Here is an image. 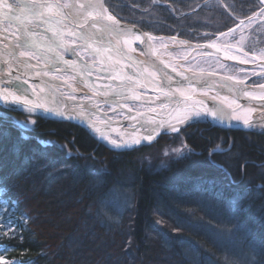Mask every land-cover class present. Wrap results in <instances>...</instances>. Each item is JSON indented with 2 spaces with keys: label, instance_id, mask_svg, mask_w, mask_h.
Listing matches in <instances>:
<instances>
[{
  "label": "trees",
  "instance_id": "1",
  "mask_svg": "<svg viewBox=\"0 0 264 264\" xmlns=\"http://www.w3.org/2000/svg\"><path fill=\"white\" fill-rule=\"evenodd\" d=\"M115 1L105 3L118 15ZM161 1L175 27L162 33L180 37L194 28L184 25L190 19L212 16L218 33L261 8L259 0ZM28 116L0 104V188L23 220L0 244L18 264H264V135L194 123L114 150L64 121L34 116L21 128ZM180 137L193 155L164 158L163 146ZM219 145L228 150L213 153Z\"/></svg>",
  "mask_w": 264,
  "mask_h": 264
},
{
  "label": "snow or ice",
  "instance_id": "2",
  "mask_svg": "<svg viewBox=\"0 0 264 264\" xmlns=\"http://www.w3.org/2000/svg\"><path fill=\"white\" fill-rule=\"evenodd\" d=\"M260 3L264 5V0H260ZM102 5L99 7L94 5L91 2L88 3H79V4H64L60 5L58 3L50 2V0H31V4L29 7L21 8V12L25 15L23 17L16 15V9L8 4L6 0H0V9H4L2 14L3 17L7 18L9 23L16 22V40L15 46L17 48L22 49L20 52L21 56H27L31 58L33 55L37 58L38 61L44 62L46 65L50 61V57L47 53L55 51L57 48L61 49L65 53L76 54L78 51L77 47H71L63 43L64 38L66 37V33L64 29L61 27V24H67L71 27V37L73 40H81L87 41L90 39V34L88 29H94L99 34L105 33H114L117 36V39L120 38L121 35L124 34V30L120 29L117 31L113 25H118V22L114 19L113 16L107 14V9L100 10ZM65 9H68L65 12ZM262 14H264V9L261 10ZM111 21V24L105 22V20ZM32 25L36 28H42L45 32L51 33V42L41 43L39 40L33 38L38 35L31 30L29 27H25V25ZM47 25V27H44ZM83 30V31H81ZM136 39H141L140 34H136ZM151 39V37H150ZM129 41L125 40L127 44ZM213 46V45H209ZM111 49V53L119 56L126 62H134L132 57L128 56L122 49L112 48L111 45H108ZM247 54H245L246 56ZM235 59V57H232ZM20 63L24 64L26 68H32L33 65L30 63V59L26 61H21ZM63 63L71 67L73 70L76 67V61L65 59L63 56H59L56 58L55 64ZM153 71L159 73L160 69L155 68L153 66ZM37 76L40 75H49L48 71H37L35 73ZM167 77L168 88L165 91L163 83L160 85H156L153 80H149L147 76H145L142 72H137L135 76L132 75H124L119 73L116 69H113L109 73V79H116L117 77H122L120 82V90L112 86H107V89L103 92V95L107 96L109 93H115L116 96H121L124 94V90L131 93L132 99H137V95L135 92L136 86L141 84L143 81L144 85L148 88L159 87L163 92L165 98L175 99V92H179L181 97L185 100V106L183 108H177L175 113H168L171 116V119L168 121L164 120H156L153 119L149 121L152 125V132L149 133L148 129L145 128V135L132 139L131 144L128 140L121 138L122 142L118 143L115 140H110L112 147L115 149H126L132 147L134 144L141 143L142 140H148L149 142L153 139V134H159L157 132V127H163L165 123L171 129L172 132H179L180 129L177 128L173 123L174 120L176 123L185 124L190 122H196L201 117H210L213 120L223 121L228 119L229 114L225 113L223 110L216 107H208L204 105L201 101H194L191 105L187 104V101L191 99L190 96L184 95V89L188 87H194L195 84H201L202 87L198 89L199 91L207 90V80L206 78L201 76H193L188 77L183 75L180 72H177V75L181 77L182 80L187 81V84H180L178 81L173 84L174 78L167 73L164 74ZM208 75H212L211 72ZM19 81L15 88H10L7 85L13 84L12 78H6L3 80V84L5 85L3 88H0V103H3L5 106L13 105V106H22L24 112L28 114H34L37 110H43L44 112L54 111L49 107H45L42 103L40 97V93L43 92V87L38 86L36 84L29 83L27 79L20 80L19 77L15 78ZM231 79V77H229ZM219 87H225L223 83L217 82ZM242 81L237 80V85L241 84ZM27 84L28 89L32 91V97L28 96L27 89H24L20 85ZM261 88H264V84L260 85ZM234 95H242L244 97H248L250 99H256L257 95L246 90V88L236 87L231 89ZM169 92H172L173 95L169 97ZM124 99H128V95L123 96ZM159 99V97H157ZM214 101L218 99V97H212ZM221 103H226L227 100L224 97H219ZM260 100H264V93L259 95ZM230 106V105H229ZM159 107L163 109L165 107L164 103L161 102ZM261 107H264L262 105ZM155 112V109H153ZM235 112V109H233ZM55 114L58 116H62L64 119L73 120L75 119V115H66L63 111L57 109L55 110ZM157 115H162V113H157ZM130 119L135 120L136 117H129ZM236 119H240L239 117H235ZM35 120H29L28 123L34 124ZM244 127H254L255 125L248 118L243 119ZM27 125L23 122H20V127L25 128ZM91 126V125H90ZM143 127V124L141 125ZM105 140H108V137H103ZM184 148H187V145H184ZM178 156H182L184 159H188L191 155H193L192 151L189 150L187 152H182L181 149L174 150ZM168 155V153H165ZM233 210L239 207L238 201L233 200L231 202ZM18 226V222L11 220L10 218L5 220H0V227L2 230L7 232H11V235L15 236V228ZM0 264H5L3 259H0Z\"/></svg>",
  "mask_w": 264,
  "mask_h": 264
},
{
  "label": "water",
  "instance_id": "3",
  "mask_svg": "<svg viewBox=\"0 0 264 264\" xmlns=\"http://www.w3.org/2000/svg\"><path fill=\"white\" fill-rule=\"evenodd\" d=\"M6 2L8 4L12 5L14 8H17V9L24 8L23 4H28V6H30V4H31V0H6ZM50 2H54V3H58L60 5H64L60 0H50ZM70 4H72V3H70ZM93 4L98 6V7L100 5H102V7L100 8L101 11H103V9L106 8L104 5V0H95ZM16 5H18L19 7ZM67 11H68V9H65V12H67ZM107 14L113 16L114 19L118 22V25H113V27L116 28L117 31H119L120 29H123L124 34L121 35L119 39H117V36L114 33H105V34L99 35V33H97L96 30L89 28L88 32L90 34V39L87 41L92 42V43H97V44L101 45L104 49H107L109 51H111V49L108 47V45H111L112 48H116L113 46L112 41H116L121 46L122 44L125 43V40H128L129 42L127 44L132 45L136 51H138L136 49V46H138L140 48V51H138L140 53V57L138 56L139 58H137L138 60L136 61L132 57V60L134 62H127V63H130L132 65V67L135 69L136 73L142 72L145 76L148 77L149 80H153L156 85H160L161 83H163L165 91L168 88V81H167V77L164 75L165 73H167L168 75H170L174 78L173 84H175L177 81L180 84H187L188 83L187 81L182 80L181 77L177 75V72H180L183 75L188 76V77L203 75L207 80V91H212L216 94L228 95V96L232 97L233 99H235L236 101H239L243 105H249V106L257 108L258 110H260V113L264 116V107H261L262 105H264V100H260L259 97H257L256 99H250V98L244 97L242 95H234L233 91L231 90L233 88L240 87V88H246V90H248L254 94L258 93L261 89L260 85H252L249 82L252 78L257 77V76L264 74V73L260 72V73L253 75L252 77H250L246 80H240L234 76H228V75H224V74L212 72V71H179L176 68H174L173 66H170L164 60H162L156 54V49L154 48V42L157 39H162V38L171 37V36L152 34L148 31L143 30L141 27H139L136 24L120 20L119 18L112 15L108 11V9H107ZM4 19H5V21H8L7 18L4 17ZM246 20H249V19H246ZM105 22L108 24L112 23L111 21H107V19L105 20ZM12 24L16 25V22H12ZM61 25H65V26L69 27L67 24H61ZM69 28H71V27H69ZM81 31H83V30H81ZM136 34H140L141 39L137 40ZM150 37H151V39H150ZM171 38H174L178 41H186L189 44V46L195 47L196 49H199V50L207 51L211 55H213V56H215V57H217V58H219L225 62L235 63V64H237L239 66H243V67H257V65H258V63H247V62H242V61H237V60H234V61L228 60L226 58L225 53H223L222 50L213 49L212 47L209 46L210 43L198 44V43H194L191 41L181 39L179 37H171ZM120 49H122L127 54V52L123 48L120 47ZM47 54H49L51 57L56 55L55 51L47 53ZM128 56H130V55H128ZM0 58L3 60V64L6 68L5 69L6 71H4V70L0 71V88H3L5 86L3 84L4 79L12 78L13 81L19 82L18 80L15 79L16 77H19L20 80L27 79L29 81V83H32V84L46 85L47 87H49L50 89H52L54 91L57 99L59 100L58 106L47 105V104L43 103L45 107H49V108L53 109L54 111L44 112L43 110H37V112L34 114H28V113L24 112L22 106H13V105L5 106L3 103H0L1 105L5 106V107H10L16 111L22 112V113L27 114V115H34L36 117H42V118L56 120V121H64V122H68V123L77 125V126L83 128L84 130H86L96 140H98L99 142H101L103 144H105V143L100 141L99 139H97L95 134L106 135L112 140L121 139L122 137L123 138L127 137V138H132V139L139 138V137H141L147 133H145L144 128H142L141 126L136 124L137 122H139V123H143V122L150 123L149 121H151L153 119L168 121L171 119V116L168 115V113L174 114L175 110L178 107L183 108L185 106V100L183 97H181L179 92H175V99L165 98L163 92L161 91V89L159 87L148 88L144 85V83L142 81L141 84L136 86V89L143 91V92H147V93L152 94L156 97H159V100H161V101L168 102L169 108L167 109L166 112L162 113V115H157V113L153 112V111L141 110L137 113L131 114L129 116H126L124 118H120V119H117L114 121H111V120H109V121L95 120V119L90 118L86 115L77 114V113L73 112L72 109L70 108L69 104L65 100L63 92L61 90H59L58 88H56L55 85H53L50 81L45 79L44 76H42V75L37 76L35 73H32L31 70L26 69L24 64L20 63L22 61V59L19 56H17L15 53H13L12 50L0 45ZM65 59H67V58H65ZM120 59H122V58H120ZM70 60H74L73 57ZM262 63L264 64V61ZM153 66H155V68L160 69V72L157 73V72L153 71ZM62 67L64 69H68L69 72H72L76 75H79L80 72L82 70H84L85 68L89 69L91 72H100V73L103 72L102 69L99 67H87V66L82 67V65H80L78 63H76V67L74 70L71 67L64 65L63 63H62ZM44 68H46V67H44ZM144 68L153 71L155 77L154 78L149 77L145 73ZM48 69H49V67H48ZM48 69H46V70H48ZM117 71L121 74H124V75H130V74L125 73V72L122 73L120 71V69H118ZM209 72H211L212 75H208ZM229 77H231V79H229ZM237 80L242 81V83L237 85ZM217 82L223 83L225 85V87H219ZM16 85L17 84H10L7 86L10 88H15ZM20 86L21 87H27L28 85L22 84ZM201 87H202L201 84H195V86L193 88L200 89ZM172 95H173V93L169 92V97H171ZM184 95L191 97V99L187 101L188 105H191L194 101H201L204 105H206L208 107H216V108L223 110L225 113L229 114L228 109L226 107H224L222 104H220L218 101H214L212 99V97L197 96V95H193V94H184ZM57 109L63 111L66 115H75V119L67 120V119H64L62 116L56 115L55 110H57ZM133 116L136 117L135 120L129 118V117H133ZM250 121H252V123L255 126L246 128V127H244L243 122L232 121V119H230V116L228 117V119H225L223 121L213 120L212 118L205 116V117L199 118L196 122L185 123V124L179 126L178 128L180 130H182L183 128H185L186 126H188L190 124L206 123V124H209L211 126H214V127L220 128V129H224V130H241V131H245V132H251V133H257V134L264 135V117H260V118L257 117L255 119L250 120ZM148 132L151 133L152 131L148 130ZM157 132L159 133L158 135L155 133H152L153 139L150 142L148 140H142L141 143L134 144L130 148L115 149V148L110 147V145H107V144H105V145L111 149H114V150H131V149H136V148H140L143 146L151 145L154 142H156L159 139V137L162 136L163 134L178 133V132H170V130H168L167 123H165L163 127L158 126ZM227 150H228V148L223 149L219 145L213 149V153H222V152L227 151Z\"/></svg>",
  "mask_w": 264,
  "mask_h": 264
},
{
  "label": "rangeland",
  "instance_id": "4",
  "mask_svg": "<svg viewBox=\"0 0 264 264\" xmlns=\"http://www.w3.org/2000/svg\"><path fill=\"white\" fill-rule=\"evenodd\" d=\"M63 4H70L69 0H60ZM167 1V0H166ZM171 1V0H169ZM260 2V0H259ZM116 3V1H115ZM170 3H165L163 1L157 2V0H117V3L114 4V9L118 11V15L112 14L120 20L133 23L136 25H144L147 27L148 32L156 35H165L162 32L167 30H174L175 27L169 29V26L165 24L163 14L161 12V6H169ZM261 4V3H260ZM15 5V4H14ZM104 5L106 6L105 0ZM18 6V5H16ZM19 7V6H18ZM128 8L129 12L127 15H123L121 18V10L124 8ZM125 8V9H126ZM264 9V5L261 4V8L253 15V18L249 20H244L235 24L230 30L220 31L218 33H213L215 31L216 22L212 20V16L206 17H198V19H190L188 23H184V25H188V27H194L193 29H188L184 35L186 37H180L179 35H172L171 37H179L181 39L191 41L194 43L202 44V43H216L222 47H230L234 46L241 51L245 52L247 56H241L243 58V62L254 63L255 60L251 57H255L261 61H264V14H262L261 10ZM129 15V16H128ZM0 28H2L5 32H8L10 35H14L16 33V25L9 23L8 21H3L0 23ZM156 31L158 33H156ZM177 32V30H175ZM68 32V31H67ZM182 33L178 31L177 34ZM16 35V34H15ZM189 38H195L196 40H191ZM64 40L72 46H83L84 41L81 40H73L72 37L66 34ZM163 47V41L157 40L154 42V48L156 50H160ZM136 49L140 51V48L136 46ZM56 51L63 55L65 58L70 59L73 57L70 53H65L61 49L57 48ZM79 57H81L86 64H92L95 67H101L102 61L99 59V55L91 52L90 50H83L78 48ZM233 54H237L232 51ZM177 61H181V63L174 64V68L179 71H212L221 73L228 76L237 77L240 80H246L257 73H262L264 70L258 67H243L239 66L235 63H229L222 61L221 59L211 55L207 51L192 49V48H173L170 52ZM193 54V56L185 61V58L189 55ZM50 60L52 57L50 56ZM33 59L37 58L33 55ZM38 61V60H37ZM39 62V61H38ZM92 74L96 77V79L102 81L104 76L102 72H92ZM62 79H72L76 78V75L72 72L61 73L58 75ZM252 85H262L264 84V74H261L257 77H254L249 82ZM62 92L66 93V90L62 89ZM141 94L146 95L145 92L140 91ZM67 94L74 95L77 99H84L85 95L83 93H70L67 91ZM99 110L103 113L101 117V121H114L120 118L126 117L127 113L119 109L114 103L111 102H100ZM127 108L133 111H141L143 109H149L151 107V103H146L143 100H129L126 102ZM29 120H35L34 115H29L24 123L27 126H32L33 124L28 123ZM192 125V124H190ZM189 126V125H188ZM187 127V126H186ZM185 127V128H186ZM184 129V128H183ZM182 129V130H183ZM181 131V130H180ZM178 133H169L163 135L174 136ZM161 137V136H160ZM159 137V138H160ZM173 138H169L168 140L172 141ZM158 141V140H157ZM156 141V142H157ZM122 142V141H120ZM155 143V142H154ZM153 143V144H154ZM152 145V144H151ZM185 141L183 138H179L177 145H164L161 154L166 159L179 158L182 156H178L174 151L175 149H181L182 152L189 151V148H184ZM168 153V155H165ZM10 218L13 221L18 222V226L15 228V235L19 231L20 226L23 224V220L20 216L17 215L16 209L12 206L3 196V191L0 188V220H5ZM13 236L11 232H5L0 227V239L6 240L11 239ZM0 249L3 250L4 254L0 255V259L5 261V264H18V260L16 259V253L12 252L11 248L8 245H1Z\"/></svg>",
  "mask_w": 264,
  "mask_h": 264
},
{
  "label": "bare ground",
  "instance_id": "5",
  "mask_svg": "<svg viewBox=\"0 0 264 264\" xmlns=\"http://www.w3.org/2000/svg\"><path fill=\"white\" fill-rule=\"evenodd\" d=\"M70 3L72 4H79V3H94L95 0H69ZM24 8L26 9L28 6V4H23ZM16 9V15H19L21 17H23L25 14L23 12H21V9ZM3 11H6L4 9H0V13H2ZM5 19L3 17L2 14H0V23L3 22ZM1 25V24H0ZM26 27L31 28V30L35 33H38V35L34 36L33 38L39 40L42 44L45 42H51V33L50 32H45L42 30V28H36L30 24L25 25ZM44 27H47V25H45ZM61 27L64 29L65 33L71 36V28L65 26V25H61ZM16 31V30H15ZM68 31V32H67ZM16 34V33H15ZM10 35L8 32H5L2 28H0V45L3 47H6L10 50H12L13 53H15L17 56H19L22 61H26L30 59V63L33 65L32 68H26L31 70L32 73H36L37 71H48L49 75H42L44 76L45 79H47L48 81H50L53 85H55L56 88H58L59 90L62 91L66 90V93L63 92V95L65 97V100L67 101V103L69 104L70 108L72 109L73 112L77 113V114H82V115H86L90 118H93L95 120H100L101 121V117L103 116V113L99 110L100 107V102H111L114 103L119 109L124 110L127 115L129 116L131 115L129 109L127 108L126 102L129 100H143L146 103H151V107H149V109H143V110H149V111H153V109H155L156 113H164L167 111V109L169 108V103L168 102H164L159 100L156 96L147 93L146 95H143L140 93V90L135 89L136 95H137V99H132L131 96L132 94L127 92V90H124V94H122L121 96H116L115 93H109V95L105 96L103 95V92L107 89V86H112L114 88H116L117 90H120V82L122 77H117L116 79H109V73L113 70V69H120V71L123 73H128L132 76H135L137 73L135 71V69L132 67V65L130 63L125 62L124 60L120 59L118 56L114 55L113 53H111V51L104 49L101 45L97 44V43H92L89 41H84V45L83 46H76L79 49H83V50H90L93 53H96L99 55V59L100 61H102V65L101 68L102 69V75L104 76V79L102 81L96 79V77L92 74V72L85 68L84 70H82L80 72L79 75H76V78H72V79H62L60 78L58 75H60L61 73H68L69 70L68 69H64L62 67V63L59 64H55V66L53 67V64L55 63V60L57 57L59 56H63L60 53H58L55 50V57H52L51 60L49 61V63L46 65L44 62L42 61H37L36 59H33L32 57L29 58L27 56H21L20 52L22 51V49L17 48L15 46V40H16V35ZM101 35V34H99ZM103 37V36H102ZM157 40H161L163 41V47L160 50H156V54L162 59L164 60L166 63H168L170 66L174 67V64L176 63H181V61H177L176 58L170 53L171 50L173 48H192L194 50H196L195 47H191L189 46V44L186 41H178L174 38L171 37H165L162 39H157ZM156 40V41H157ZM112 41V40H111ZM63 43L71 46V47H75L72 45H69L65 40H63ZM112 44L114 47L116 48H123L128 55H130L131 57H133L136 61L138 60L137 58L140 57V53L138 51L135 50V48L132 45L129 44H122L121 46L116 42V41H112ZM210 46L213 49H220L223 51V53H225L226 58L228 60H237V61H242L243 62V58H241V56H245V52L241 51L240 49L234 47V46H230V47H222L216 43H210ZM234 51L237 54H233ZM73 56V59L76 61V63L82 65L83 66H87V67H95L92 64H86L84 62V60L79 57L78 52L76 54H71ZM139 56V57H138ZM193 56V54L187 56L185 58V61L189 60L191 57ZM247 56V55H246ZM64 57V56H63ZM232 57H235V59H233ZM252 59L255 60L254 63H258L257 67L261 68L264 70V64L262 63L263 61L256 59L255 57H251ZM25 66V65H24ZM46 67V68H44ZM49 67V69H48ZM5 66L3 64V60L0 58V71L1 70H5ZM48 69V70H46ZM145 73L151 77L154 78V72L144 68ZM264 73V71L262 72ZM19 82H15L13 81V84H18ZM38 86H42L43 87V92L40 93V99L42 101V103L47 104V105H55L58 106V102L59 100L57 99L54 91L52 89H50L49 87H47L46 85H38ZM24 89H27L28 91V96L32 97V91L31 89H28L27 87H23ZM67 91L70 93H83L85 95L84 99H77L74 95L70 96L71 94H67ZM184 94H193V95H197V96H208V97H218V99L216 101H218L220 104H222L224 107H226L229 111V116L230 119H232V121L235 122H243L244 118H248L249 120L255 119L257 117H264L261 113L260 110H258L255 107L249 106V105H243L241 104L239 101H236L235 99H233L232 97L228 96V95H224V94H216L212 91H199L196 88L193 87H188L185 88L184 90ZM264 93V88H261L260 91L258 93H255L257 95V97H259L260 94ZM128 95V99H124L123 96L124 95ZM224 97L226 98L227 102L226 103H221L219 97ZM163 102L165 107L163 109H161L159 107L160 103ZM230 105V106H229ZM233 109H235V112H233ZM235 117H239L240 119H236ZM104 121V119H103ZM172 123L178 128L179 126L183 125L180 123H176L174 120H172ZM137 125L141 126L143 124L142 128H147L149 131H152V125L151 123H136ZM168 130L171 131V129L168 127ZM96 138L99 139L100 141L104 142L107 145H110V147H112L111 143H109L110 139L108 136L106 135H101V134H95ZM103 137H108V140H105ZM124 139L128 140V142L131 144L132 142V138H127L125 137ZM119 143V142H118ZM113 148V147H112ZM4 254L3 250L0 249V255Z\"/></svg>",
  "mask_w": 264,
  "mask_h": 264
},
{
  "label": "built area",
  "instance_id": "6",
  "mask_svg": "<svg viewBox=\"0 0 264 264\" xmlns=\"http://www.w3.org/2000/svg\"><path fill=\"white\" fill-rule=\"evenodd\" d=\"M145 94H147V93H145ZM129 111H130L131 114L139 112V111H133V110H129ZM115 141L120 143V141H122V140L121 139H116Z\"/></svg>",
  "mask_w": 264,
  "mask_h": 264
}]
</instances>
